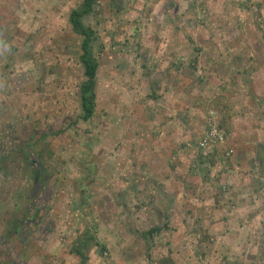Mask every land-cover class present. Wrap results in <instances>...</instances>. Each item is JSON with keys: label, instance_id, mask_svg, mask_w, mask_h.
Here are the masks:
<instances>
[{"label": "rangeland", "instance_id": "1", "mask_svg": "<svg viewBox=\"0 0 264 264\" xmlns=\"http://www.w3.org/2000/svg\"><path fill=\"white\" fill-rule=\"evenodd\" d=\"M82 3L0 0V264H264V0H97L88 122Z\"/></svg>", "mask_w": 264, "mask_h": 264}, {"label": "trees", "instance_id": "2", "mask_svg": "<svg viewBox=\"0 0 264 264\" xmlns=\"http://www.w3.org/2000/svg\"><path fill=\"white\" fill-rule=\"evenodd\" d=\"M97 3V0H83L82 5L73 10L70 16V24L72 26V30L82 38L81 46H80V61L84 67L85 70V78L86 81L82 84L80 91V101H81V108H82V116L81 119L84 122L90 121L93 116L95 115L96 111V93H95V87L97 83V74L99 71V63L98 60L95 59L94 53H93V44L97 40L96 34L93 31V29L87 27L84 24V18L91 13H93L95 4ZM46 136V135H45ZM34 147L32 143H24V147L20 150L23 154V161L26 162V167L29 169H33L35 173L37 174V171L40 170V168L45 170L46 169L42 163H40L37 167V164L35 163L36 160H38L37 157L34 159L32 158L35 153ZM41 156V153L38 154V157ZM32 159V161L30 160ZM3 165V162H2ZM22 220H18L16 225V232H19L22 225ZM94 239V236L91 234L90 230L87 231L82 235V237L79 239L78 244L75 245L74 252L75 253H81V249L83 244L85 245L87 242H90Z\"/></svg>", "mask_w": 264, "mask_h": 264}, {"label": "built area", "instance_id": "3", "mask_svg": "<svg viewBox=\"0 0 264 264\" xmlns=\"http://www.w3.org/2000/svg\"><path fill=\"white\" fill-rule=\"evenodd\" d=\"M225 136L223 133L220 132L217 126H214L212 130L207 133L201 142L199 143L200 148L203 150H208L211 147H215L220 145L224 142Z\"/></svg>", "mask_w": 264, "mask_h": 264}, {"label": "bare ground", "instance_id": "4", "mask_svg": "<svg viewBox=\"0 0 264 264\" xmlns=\"http://www.w3.org/2000/svg\"><path fill=\"white\" fill-rule=\"evenodd\" d=\"M26 238V237H25Z\"/></svg>", "mask_w": 264, "mask_h": 264}]
</instances>
